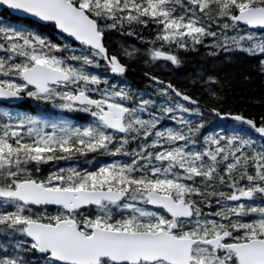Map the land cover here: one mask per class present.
Listing matches in <instances>:
<instances>
[{"label": "trees", "instance_id": "obj_1", "mask_svg": "<svg viewBox=\"0 0 264 264\" xmlns=\"http://www.w3.org/2000/svg\"><path fill=\"white\" fill-rule=\"evenodd\" d=\"M112 1L115 2L94 0V3H101L97 8L104 16L107 8L113 7ZM187 2L195 4L197 9L189 6ZM94 3L91 6H94ZM250 5H264V0H165L163 3H155L153 7L149 5L145 8H137L141 14L151 17L155 28L162 27V31L167 30L163 37L165 48L161 50L167 49V53L173 54L176 64L167 62L163 69L149 68L143 61V56L132 55L128 59L126 86L135 85L137 91L142 90L150 97L152 94L149 90V77L163 80L207 108L217 111L219 115L239 116L264 128V65L261 62L263 56L246 54L238 48L236 42L239 32L236 30L234 32V26L225 20ZM186 14H190L189 19L186 18ZM121 17L124 18V28L131 25L132 14L122 13ZM194 18L198 20L202 29L197 35L196 32L186 31L194 27L189 22H193ZM147 29L137 30L132 34H123L119 31L114 35L128 41H132L129 39L132 36L144 37V41H149L153 39L155 31ZM33 37L45 41L31 45V49L29 47ZM111 37L108 38L112 39ZM118 40L120 39H113L116 44ZM24 43L26 45L23 48ZM0 44L3 50L0 56L4 57L1 64L19 63L27 67L34 62L51 63L54 59L53 51L62 59L67 57L64 48L58 47L60 43H57L51 26L39 27L30 24L27 20H14L9 25L0 21ZM246 45L249 49L253 46L252 43ZM114 48L112 43V52ZM118 48H121V45ZM122 48L132 52L129 48ZM224 50L228 52L224 53ZM77 58L86 63L83 69L81 68L83 66L78 68L82 69L84 75H91L96 67L87 54L80 53ZM124 63L126 64V61ZM100 75L103 76L102 73ZM154 100L155 112L158 113L161 100L159 98ZM233 124L230 121H220L213 115V132L218 134L215 136L217 143L214 144L213 174H208L207 178L213 180V186L237 188L239 191L262 186L261 180L264 176L258 170L264 167V152L242 142L245 139L240 133L242 129L234 127ZM204 125L205 120L198 118L190 125L191 132L198 133ZM210 125L211 122L208 126ZM250 139L257 141L258 138L251 132ZM223 153L225 158L219 161ZM44 157L43 160L47 163L43 164H46L44 165L46 168L47 164L51 165V161ZM204 161L202 159L199 165ZM252 161V167L248 168V162L252 163ZM201 173H205V168ZM216 195L218 196L219 193ZM20 229L22 230L20 226L10 228L8 217L0 216V264H47L48 260L37 256L30 243H22L23 237H17Z\"/></svg>", "mask_w": 264, "mask_h": 264}, {"label": "water", "instance_id": "obj_2", "mask_svg": "<svg viewBox=\"0 0 264 264\" xmlns=\"http://www.w3.org/2000/svg\"><path fill=\"white\" fill-rule=\"evenodd\" d=\"M0 4L19 17L30 18L41 24L52 23L58 32L76 44H85L88 48L105 55L101 37L98 36L94 24L86 19L81 11L74 9L63 0H0ZM233 21L247 24L248 28L252 30L262 31L264 30V8H248L237 14ZM157 58L170 59L166 55H157ZM110 68L111 73L115 76H122L125 73L124 68L120 67L115 60L110 64ZM22 77L26 83L36 88L40 93L47 91L46 84H56L69 79L68 75L64 73L40 65L25 70ZM182 99L191 102L186 97H182ZM0 101L13 104L20 100L14 94L0 89ZM74 101L79 104L88 103L83 95L76 96ZM107 109L108 111L103 113L100 120L110 129L124 133L125 130L120 119H114V116L121 117L124 111L113 106H107ZM224 119L228 118L224 117ZM231 119L245 122L253 127L250 122L239 118ZM256 132L264 139L262 130L256 129ZM76 196V201H84L91 196H100L101 199L109 201L118 199L112 193L76 192ZM60 198L61 196L57 197V199ZM26 233L36 242L38 250L42 254H50L53 260L62 264H98L101 258H108L114 264H135L139 260L166 259L160 246L163 240L156 236L149 238L146 235L116 234L98 230L93 232L91 238H85L76 231L73 223L69 224L68 222H61L53 228L29 225ZM224 237L223 235L213 240V244H211L214 249L218 247ZM176 244L173 240L167 244L170 245V255L167 261L171 264L178 263L181 253L185 252L186 256L189 254L190 244L188 242L181 241L178 243L181 245ZM232 249L236 251L241 264L264 260V242L255 241L251 246L243 245Z\"/></svg>", "mask_w": 264, "mask_h": 264}, {"label": "flooded vegetation", "instance_id": "obj_3", "mask_svg": "<svg viewBox=\"0 0 264 264\" xmlns=\"http://www.w3.org/2000/svg\"><path fill=\"white\" fill-rule=\"evenodd\" d=\"M142 29H147L144 27H141ZM152 28H149L147 30H150ZM213 51V49H212ZM91 99L97 100L96 96H92L90 94H87ZM96 111V110H94ZM98 114V112L96 111ZM118 191V189H115ZM212 193V196H210L211 202L210 203H202L197 202L194 203V205H191L193 211L196 209L197 218L200 221L201 220V214H205L211 221V227L210 230L203 232V230L199 227V233L197 235H187L186 233H180L181 230L185 227L186 221L183 219L175 220L171 219L169 215L159 209H150L148 208L146 202L143 199V196L141 195L142 188L140 187H128L125 189V192L127 193V197L117 204H106L102 203L99 207H89V208H82L79 210H76L72 213H68L63 215L64 218L67 219H74L77 222H81L84 225H94L98 226L101 223H107L108 218L112 217L115 220H122L123 218H126L127 220L130 219V225L131 224H139V223H145L143 220L146 221V226L142 227H135L132 229L134 232H143V231H149V232H156V231H164V232H171L176 237H190L193 239H196L198 242L193 247L192 252V261L190 264H213V261L218 262V264H236V261H234L233 255L229 254L226 255L227 249L226 246L229 245L231 242L226 241L223 242V244L217 249L216 252H213V248L206 245V242L213 239L218 234L216 233L218 230L213 229V187H210L209 189ZM204 191H208V189H205ZM125 193V194H126ZM200 195V193H198ZM131 206L133 208V212L136 216V218H133L130 214V216H123L126 214V209ZM106 208H112L114 212L112 213H106L102 212L101 210H104ZM112 220V219H111ZM157 221L158 225H156V228H154L153 224L154 221ZM114 224V223H113ZM121 223L117 224L118 226ZM117 226H115L116 228ZM114 228V229H115ZM126 228V227H124ZM263 236V238H262ZM264 240V234L260 236ZM231 257V258H230ZM226 258V259H224ZM224 259V260H223ZM102 264H108L107 262H102ZM138 264H149L140 262ZM155 264H165V263H155Z\"/></svg>", "mask_w": 264, "mask_h": 264}, {"label": "rangeland", "instance_id": "obj_4", "mask_svg": "<svg viewBox=\"0 0 264 264\" xmlns=\"http://www.w3.org/2000/svg\"><path fill=\"white\" fill-rule=\"evenodd\" d=\"M248 36V35H247ZM249 39H252L250 41V43H253V47H251V51L253 52H256L257 54H261L263 55L264 54V35H250L248 36ZM248 51L250 52V50L248 49ZM263 64H264V59H263ZM109 91H106L105 94H104V98L105 99H112V93H108ZM61 93H64V91H62ZM60 97L58 94H50L49 95V98H52V99H55V98H58ZM61 100V103L65 106V107H68L69 104H68V100L65 98H60ZM12 119H14L17 123L21 124L20 120H19V116L17 113H8ZM41 123L43 122H34L35 124V129H37L41 134H43L45 136V134H47L48 136L50 137H53L57 134V129H58V126L57 125H52L53 127V132L52 133H46L45 130H43V128L41 127ZM137 123H141L140 121L137 122ZM29 129V128H28ZM89 128H85L84 129V133H87L89 132ZM52 143V142H50ZM61 148L63 149H66L65 147L61 146Z\"/></svg>", "mask_w": 264, "mask_h": 264}, {"label": "bare ground", "instance_id": "obj_5", "mask_svg": "<svg viewBox=\"0 0 264 264\" xmlns=\"http://www.w3.org/2000/svg\"><path fill=\"white\" fill-rule=\"evenodd\" d=\"M18 39V38H17Z\"/></svg>", "mask_w": 264, "mask_h": 264}]
</instances>
